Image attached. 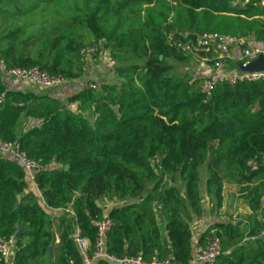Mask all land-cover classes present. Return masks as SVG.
Segmentation results:
<instances>
[{"label": "trees", "instance_id": "16d2710c", "mask_svg": "<svg viewBox=\"0 0 264 264\" xmlns=\"http://www.w3.org/2000/svg\"><path fill=\"white\" fill-rule=\"evenodd\" d=\"M40 1L53 2L52 10L44 6L41 20L25 19ZM203 33L264 42V6L243 0H0L6 69L38 68L70 85L83 81L61 100L60 87L9 89L0 70V139L17 142L43 165L34 177L42 206L32 192L20 197L27 176L16 161L0 157V237L23 229L13 264L44 263L51 249L54 264H83L73 235L79 230L89 240L91 257L92 222L105 217L103 200L120 203L106 215L113 223L107 253L145 261L172 256L186 264L194 251L191 223L202 214L201 172L217 207L224 184H232L250 214L235 224L231 217L215 223L197 244L219 237L214 264H264V239L251 242L264 233V81L219 85L209 98L202 95L199 79L175 72V64L191 59L168 43V35L187 44ZM94 45L117 64L116 83L85 80L80 51ZM72 104L78 114L69 110ZM26 118L42 124L19 136ZM155 156L163 157L158 166ZM44 207L72 210L60 223L57 245Z\"/></svg>", "mask_w": 264, "mask_h": 264}, {"label": "built area", "instance_id": "2783aa9c", "mask_svg": "<svg viewBox=\"0 0 264 264\" xmlns=\"http://www.w3.org/2000/svg\"><path fill=\"white\" fill-rule=\"evenodd\" d=\"M244 4L254 3L264 6V0H243ZM173 36V34H172ZM172 36L168 38L170 45H175L183 49L190 59L195 63V75L200 80L199 92L209 98L214 89L219 85L234 86L240 82L264 81V71H240L229 70L224 67L230 60H238L237 63H250L258 57H264V42L254 37H229L218 33H203L194 35V40H189L187 44L174 41ZM187 36V35H186ZM186 36L184 38H186ZM81 61L87 65L99 57H104L111 63L109 52L94 45L85 47L80 51ZM0 70L4 78L10 80L12 87L23 86L29 89H50L60 87L67 83L62 77H51L47 72L38 68H13L6 69L0 61ZM6 81V80H5ZM12 87L8 86L9 89ZM91 87V86H90ZM4 101V95L0 96V104ZM69 107V106H68ZM0 156L8 157L16 161L26 174L27 178L34 181L36 173L43 170L41 160L28 158L27 154L20 148L17 142H5L0 139ZM162 156H155L153 162L159 165ZM112 220L102 218L94 220L92 225L96 228V239L91 257H89V240L76 230L73 240L83 257V264H93L98 260H105L108 264H181L172 256L165 259L152 258L145 261L138 256H115L105 251V236L112 226ZM16 237L12 235L8 238L0 237V264H6L15 252ZM221 241L217 236H209L204 244H197L193 251V256L186 264H214L220 255ZM68 264H75L69 260Z\"/></svg>", "mask_w": 264, "mask_h": 264}, {"label": "crops", "instance_id": "0c3cea01", "mask_svg": "<svg viewBox=\"0 0 264 264\" xmlns=\"http://www.w3.org/2000/svg\"><path fill=\"white\" fill-rule=\"evenodd\" d=\"M238 60H230L229 62H226L224 64V67L229 70H240L243 71L242 65L245 63H237ZM112 62V61H111ZM110 62H107L104 57H99L98 59H95L91 62H88L87 64V78H85L86 81H98L99 83H108V79H112V83H116L117 80L115 78L114 72L110 70ZM6 85L12 87L10 85V80L5 79ZM111 84V83H108ZM66 85V86H65ZM83 86V81L81 82H73L68 84H63L60 86L59 94L61 97V100H65V98L72 93L76 92ZM14 88V87H12ZM27 88V87H25ZM69 110L73 112L74 114H78L77 106L76 105H69ZM42 124L41 120L33 119V118H26L18 127L17 134L20 136L24 133H26L28 130L32 128H37ZM3 157V156H0ZM54 168L55 166H51ZM201 184H200V192H201V200H202V214L199 218H194L191 223V236H192V244L193 247L198 243V240L200 236L212 225L215 223H221L225 222L230 219L231 217V223L235 224L238 221H241V216L249 215L250 210L248 208V205L244 202L243 196L240 193L238 196L235 195L236 199L232 200V194H227L226 188H230L227 186L228 184H224L223 187V202L220 207H217L214 202H212L211 197L207 196L204 189V181H205V173L201 172ZM27 184L28 188L25 190V192L20 196H25L29 192H32L35 194L37 200L39 203L43 206V199L41 197L42 193L37 190L34 181L27 178ZM235 186V185H233ZM239 188V187H238ZM235 190V188H233ZM234 192V191H233ZM240 192V190H239ZM241 197V199H238ZM243 200V201H242ZM117 205H120V203L113 201V200H103L99 203V206L103 207L104 209V216L103 218H106L107 213L112 207H115ZM262 205L264 207V199L262 201ZM45 211L48 213L51 219L52 223V231L54 233V241L55 245L58 244L59 241V234L62 231V227L60 225L61 221L63 219H70L73 216L71 208L67 209H61V210H51L46 207H44ZM54 253L52 249L50 250V259L48 261H44V263L39 264H54L53 261ZM6 264H13V257L6 263ZM93 264H96L94 262Z\"/></svg>", "mask_w": 264, "mask_h": 264}, {"label": "rangeland", "instance_id": "374dc122", "mask_svg": "<svg viewBox=\"0 0 264 264\" xmlns=\"http://www.w3.org/2000/svg\"><path fill=\"white\" fill-rule=\"evenodd\" d=\"M74 0H72V2H73ZM41 2V5L40 6H37V7H35V9L33 10V11H30L29 13H28V15L25 17V19L26 18H35V19H38V20H41L42 19V16H41V14L43 13V7L45 6V7H47L46 9H48V10H52V6H53V2H51V3H46V2H44V1H40ZM71 2V1H70ZM66 4V2L65 1H63V5H65ZM29 9V6H28V2H26L25 3V11L26 10H28ZM59 9V8H58ZM31 13V14H30ZM48 13H50V12H48ZM35 14V15H34ZM31 15H34V16H31ZM48 16V15H47ZM170 36H172V34H169L168 35V38L170 37ZM186 35H184V37H185ZM172 38H173V36H172ZM92 39V37H91V35L90 34H88L87 33V35L85 34V36H84V40H86V41H89V40H91ZM192 63V64H191ZM110 65V64H109ZM173 65V64H172ZM117 66V64H115V63H113V62H111V65H110V70H111V72L114 70V68ZM174 68H175V72L177 73V74H185V73H187V74H189L191 77H193L194 79H197V76L195 75L196 73H195V63H194V61L193 60H191L190 62H187V63H185V64H175L174 65ZM195 73V74H194ZM112 81V79L111 78H109L108 79V83H112L111 82ZM227 184V183H226ZM227 186H229L230 188L228 189V188H226V191H227V194H232V200H235L236 198V196L235 195H239L240 193H239V188L237 187V186H233L232 184H228ZM233 188H235V190L233 189ZM234 191V192H233ZM238 199H241V197H239ZM243 201V200H242Z\"/></svg>", "mask_w": 264, "mask_h": 264}, {"label": "water", "instance_id": "95a60500", "mask_svg": "<svg viewBox=\"0 0 264 264\" xmlns=\"http://www.w3.org/2000/svg\"><path fill=\"white\" fill-rule=\"evenodd\" d=\"M160 59H162V57H160ZM242 70L243 71H256V70H263L264 71V57L260 56L258 57L255 61L250 62V63H245L244 65H242ZM65 169H68V166L65 167ZM183 201H185L184 198H182ZM23 233V229L22 228H17V232L15 234L16 240H19L21 238V235ZM264 239V233L258 237H254L251 239L252 243H255L259 240H263Z\"/></svg>", "mask_w": 264, "mask_h": 264}]
</instances>
